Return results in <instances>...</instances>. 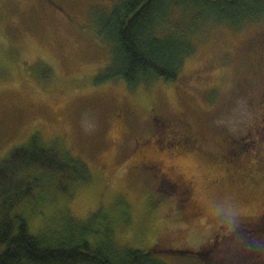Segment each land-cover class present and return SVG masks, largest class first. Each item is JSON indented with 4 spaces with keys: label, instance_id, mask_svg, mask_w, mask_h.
<instances>
[{
    "label": "rangeland",
    "instance_id": "1",
    "mask_svg": "<svg viewBox=\"0 0 264 264\" xmlns=\"http://www.w3.org/2000/svg\"><path fill=\"white\" fill-rule=\"evenodd\" d=\"M116 1L0 0V161L36 133L91 175L61 181L68 192L52 182V201L36 194L54 189L37 186L13 212L32 233L76 217L92 243L109 229L118 247L162 250L153 256L164 264H264V19L198 34L175 81L96 83L109 51L90 15ZM171 122L178 133L190 123L200 149L165 144ZM162 148L165 170L147 173L139 155Z\"/></svg>",
    "mask_w": 264,
    "mask_h": 264
},
{
    "label": "trees",
    "instance_id": "2",
    "mask_svg": "<svg viewBox=\"0 0 264 264\" xmlns=\"http://www.w3.org/2000/svg\"><path fill=\"white\" fill-rule=\"evenodd\" d=\"M95 9L90 15L94 32L109 51V61L95 82L125 79L130 86L156 79L175 81L196 52L199 35L216 27L241 30L264 19V0H117L109 10ZM90 177L81 158L59 142L42 141L36 133L12 149L0 161V264H164L153 256L162 250L118 247L109 229L104 241L92 243L90 226L73 224L76 217H68L63 231H50L47 225L32 233L25 216L13 212L37 186L49 192L56 182L58 190L68 192L62 182L72 186ZM55 194L36 195L46 202Z\"/></svg>",
    "mask_w": 264,
    "mask_h": 264
},
{
    "label": "flooded vegetation",
    "instance_id": "3",
    "mask_svg": "<svg viewBox=\"0 0 264 264\" xmlns=\"http://www.w3.org/2000/svg\"><path fill=\"white\" fill-rule=\"evenodd\" d=\"M262 99L264 102V88H263V92H262ZM171 123H172V124H170L171 130L169 131V134H167L168 130L165 134V140H166L165 144L169 143L170 141L177 140V141H175L178 143V146H176V148H177L176 151L180 152V153L188 151L191 148L194 150L200 149L201 146L199 144V140L197 138V135L193 132L190 123H187V122L183 123V127L185 130H184V132H181V133H178V131L175 129V127H177V123H175V122H171ZM260 126L261 125L256 126V124H255V127H254V125H253V127H251L249 131H246L243 134V137L248 136V133L255 132V130H252V128L256 129V131H257L259 129L258 127H260ZM155 133H157V132L155 131ZM159 134L160 133H158L157 135H159ZM158 138L159 139L161 138L163 141L162 137L158 136ZM162 147H163V145H162ZM137 153L139 155V152H137ZM169 156L168 157L163 156V148L161 149V151H158L157 155H153L149 151H143L142 155H139V159H140L139 162L141 163L140 166L147 173L157 175V173L155 172L154 169H161V171L163 172V170H165V168H166V166L164 164V160L166 158H170ZM173 169H175V168H173ZM159 180L157 182L158 185H163V177H161ZM176 181H177V183H176L177 185L179 183L182 184V186H181L182 189L185 187L186 189L191 190V188L193 186L192 181L190 179L188 180L183 175L177 176ZM183 198H185V196H183ZM246 224H249V223H241V225H246ZM178 250L182 251L183 249H178Z\"/></svg>",
    "mask_w": 264,
    "mask_h": 264
}]
</instances>
